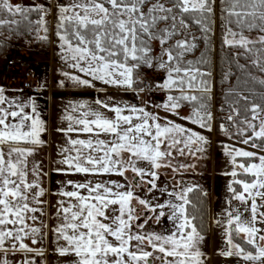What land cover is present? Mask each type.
I'll use <instances>...</instances> for the list:
<instances>
[{"label":"snow or ice","instance_id":"obj_1","mask_svg":"<svg viewBox=\"0 0 264 264\" xmlns=\"http://www.w3.org/2000/svg\"><path fill=\"white\" fill-rule=\"evenodd\" d=\"M215 4L216 0H72L60 4L56 24L59 51L81 74L64 75L78 85L94 87L98 81L137 96L158 87L166 93V103L158 107L211 131L212 73L207 64ZM221 6L222 44L242 49L252 66L264 73V0H221ZM49 7L0 0V30L12 32L24 25L47 41ZM193 25L199 36L191 31ZM253 31L259 35H245ZM198 42L205 43L206 51L199 59H187L197 50ZM156 43L160 45L158 53ZM237 66L247 69L238 60ZM145 68L163 71V82L148 81ZM247 74L260 86L261 102L230 89L228 95L236 99L228 103L227 122L235 130L229 134L224 124L221 130L256 151L225 146L233 165L226 173L233 178L229 190L239 204L231 207L229 201L225 219L215 222L224 228L226 246L220 250L221 256L235 257L243 264H264V155L259 154L264 152V78ZM228 75L231 73L225 78ZM4 93L0 87V264H15L9 256L18 251L32 254L21 264H37L32 257H43L45 249L31 245L44 239L43 222L40 226L35 222L45 214L40 197L46 192L41 183L46 173L29 158L47 143L42 137L48 129L34 100H9ZM94 103L96 107L69 105L65 116L68 127L56 129L65 135L67 146L60 150L62 159L57 161L63 167L55 171L86 177L81 183L69 181L74 190L60 193L68 202H58L60 223L53 229L56 253L72 257L70 264H208L201 248L205 234L196 223L201 219L198 198L189 195L198 186L182 181L163 188L157 184L162 167L174 173L194 167L174 165L173 161L186 155L203 158L208 139L162 119L146 106L119 104L112 98ZM185 105L192 108L189 116L180 115ZM104 110L113 116L108 117ZM82 134L88 138H79ZM113 175L121 180L87 179ZM142 185L148 186L147 193L159 191L167 199L156 203L138 196L135 189ZM134 200L145 209V215L133 205ZM165 216L173 225L171 231H144L149 219L158 221Z\"/></svg>","mask_w":264,"mask_h":264},{"label":"rangeland","instance_id":"obj_2","mask_svg":"<svg viewBox=\"0 0 264 264\" xmlns=\"http://www.w3.org/2000/svg\"><path fill=\"white\" fill-rule=\"evenodd\" d=\"M71 2L72 0H12V3L20 4L23 6H28V4L29 5L42 4L46 6L50 5V7L48 8L49 14L46 17L49 27V32L47 33L49 39L47 41H44V43H42L39 47H37L34 46L33 42L28 41L22 43L16 40H12L8 35H6V33L0 30V32H3V34H0V39L11 43L14 47V49L7 57L0 59V85L2 83L1 78L3 77L2 69L4 67V64L10 59L12 55L14 54L23 55L26 58L41 61L42 58L45 57L46 53H47L46 56H49V55H53V50L55 52L59 51V45L57 47L54 46L57 45L56 44L57 42H59L56 36L58 6L60 4L67 5L70 4ZM218 3L219 0H216V4L214 6L216 15L218 13ZM191 31L193 32L192 29ZM258 35L259 34H255V35L253 34L247 36L255 38ZM33 37L36 40L43 41L38 38L36 32L34 33ZM198 43L199 46L193 54H195L201 48V42ZM154 47L156 52L158 53L160 49V45L156 43ZM193 54H189L186 58L190 57ZM67 68L73 70L69 66V64L67 65ZM143 72H144V77L146 79L154 78L153 81H155V83L163 82L165 78V73L159 69L152 71L145 68ZM69 74L74 75L72 71ZM60 75L62 74L56 73L55 78L57 79V77ZM63 77H65V75H63ZM67 78L68 77H65L63 78V80L66 81ZM68 80L71 82V85H73V81L70 80L69 78ZM211 83H212V92L210 95L213 101L215 102L217 99L218 92L216 91L214 80ZM38 97L41 98L42 96H38ZM163 103H166V93L165 91L160 90L158 87L153 88L150 91L142 92L139 94V96H137L136 94L132 96L130 95V104H134V105L143 104L144 106L147 107L149 111L157 113L162 119L166 118L169 120H173L174 122L179 123L183 126L185 125L191 126L193 128V131H196L197 133L204 135L208 139L209 144L206 146L207 151L204 154L203 158H192L191 156L186 155L184 157H178L176 160L173 161L174 165L178 163H184V164L195 165L194 167L182 169L180 172L177 173L172 172L171 169L169 168L162 167L159 170L160 180L157 181V184L160 188H163L165 185L182 181L187 185L198 186L197 188L206 192L211 199L210 213H211V225H212L211 228L213 229H212V234L210 231L209 236L205 237L201 245V248L207 254L208 264H243V261L235 257L226 258L219 254L220 250L226 246L225 235H224V228L218 226L215 221L217 218H219L221 221L225 219L224 214L226 210L230 207L229 201H231V207H236L239 204V202L232 200V193L229 190V185L232 183L233 178L229 175H226V173L232 171L233 165L231 163V158L227 155L225 146L226 145L232 146L238 149H245L248 151H256V149L240 143L237 138L232 139L230 138V135H226L225 132L221 130L222 123H220V128L219 129L217 128V122L218 120H220V116L223 115L224 112L217 111L215 105L211 107V113L213 115L212 130L207 131L205 129H201L198 125L192 124L191 122L186 120H181L179 117L174 116L171 113L165 112L162 107H158ZM184 107L186 108L187 106L185 105L182 108L184 109ZM187 108L192 112L191 108L189 107ZM180 113L181 116H186L185 114H182V112ZM185 122H187V124ZM47 129L49 132V136H51V139L54 140V143L58 147L57 151L55 150L56 152L53 151L54 158H53L52 168L54 169H56V167L60 168L62 167V165L57 163V161L61 160L58 158L59 145H61L60 143H58V137H57L58 134L55 133L54 130L50 129V126ZM230 133L231 131H229V134ZM79 138L87 139L88 135L82 134L79 136ZM100 138L110 139V137L108 136H101ZM219 145L223 147H218ZM62 146L63 145H61V147ZM40 150L41 148L37 149L36 153ZM44 150L46 152H49L50 146L49 148L46 147ZM259 154L264 155V152ZM60 174L59 172L53 171L51 169L48 172L47 177L44 176L41 178L42 186L46 189L45 195L43 197H40L41 200L46 202V206H44L45 214L40 216L38 223L35 222V224L41 225L42 222L41 217L45 218V216L49 215L50 219H48V221H50L49 224L50 234L48 235L49 236L48 245H47V238H45V240H42L41 243L37 244L38 247L44 245L43 249H45V255L43 257H38V256L32 257L37 261V264H70V261L72 259V257L70 256L60 257L55 251L56 242L53 234V229L60 223V221L57 219L58 202L62 200L65 201L66 203L68 202L67 197L60 195L61 192H54L57 185H60L61 182H63V179L60 178L61 177ZM127 175L131 176L132 173L129 171ZM29 178L31 179L32 177ZM66 178L69 181L70 179H72L71 181H74L76 183L84 182L86 179V177H84L83 175H79V176L68 175L66 176ZM87 179L93 181L100 179H105V180L111 179L114 181L121 180L120 177L115 175L111 177L91 176V177H87ZM66 183L68 184L67 181ZM147 187H148L147 185H142L141 188L135 189L136 194L141 197L152 199L156 203L163 202L164 200L167 199V197L159 191L154 190L152 193H147L146 192ZM69 190H74V189H72L71 186L70 187L67 186L65 188V191H69ZM133 205L140 210L142 216L146 214L145 209L142 206H140L135 200L133 201ZM240 207L243 208L242 205ZM37 215L40 214L37 213ZM172 229H173V225L167 216L160 218L158 221L154 218L149 219L144 227L145 232H155L158 234H166ZM61 243H63V241H61ZM31 255L32 254H26L18 251L14 256L10 255L9 259L15 261V264H21V262L25 259L26 256H31ZM47 258H49V262H47ZM156 264H160V262L156 261Z\"/></svg>","mask_w":264,"mask_h":264},{"label":"crops","instance_id":"obj_3","mask_svg":"<svg viewBox=\"0 0 264 264\" xmlns=\"http://www.w3.org/2000/svg\"><path fill=\"white\" fill-rule=\"evenodd\" d=\"M28 6H32V4L30 5L28 4ZM56 44L57 45H54L55 47L59 45V42H57ZM46 55L44 58H42L41 61L30 59L38 63V65L35 67V77H36L37 85L41 87V93H42V95H40L42 96L41 98H39L38 96L37 97L32 96L28 91L21 89L20 85H13L10 83L9 78L4 73V67L7 62H5L4 67L2 69L3 77L1 78L2 83L0 87H2L5 90L4 94L9 100L27 102L28 99L31 98L32 100L35 101L37 111L40 114V118L46 122L47 128L50 126V129L54 130L55 133L58 134L57 135L58 143L63 145L62 147L61 145H59L58 158L62 159V156L60 155V150L64 148L65 146H67V141H66L65 135L61 132L56 131V129L68 127V122L65 119V116L69 114V111H70L69 105L83 103V104L96 107L94 103L95 100L103 99L107 101L109 98H112V100L115 103L130 104V95L132 96L135 94L132 92H126L122 89H119L113 86L104 85L98 81L95 82L94 87H86L83 85H78L74 82H73V85H71V82L68 80V78L66 81L63 80V78L66 77V76L63 77L64 73L66 72L70 73L72 71L74 75H81V74L78 73L74 69L70 70L67 68L68 63H66L62 59L61 52L59 51L55 52L53 50V55H49V56H46ZM56 73H60L62 75L58 76L56 79L55 78ZM83 78H86V77H83ZM140 106H144V105L140 104ZM104 111L108 117L113 116L111 112H108L107 110H104ZM180 112H182V114H185L186 116H189L191 111L187 107L186 108L184 107V109L181 107ZM185 123L187 124V122ZM185 126L193 130L191 126H188V125H185ZM71 135L73 138H77L75 133H72ZM42 138L44 140L47 139L46 141L47 143L45 144V146L41 147V150L38 151L34 157H30L29 160L30 161L34 160L35 162L42 165L43 171L46 173V175L44 176L47 177L48 172L51 169L55 171V169L52 168V165H53L54 152L57 151L58 147L54 143V140L51 139V136H49L48 131L43 135ZM49 146H50V151L46 152L44 149L46 147L49 148ZM60 175H61L60 178L63 179V182L60 181L61 184L57 185L54 192H62V191H65V188L67 186L70 187V185L66 183V181L69 182L66 176L68 175L79 176L80 174H67L66 175V174L61 173ZM71 180L72 179H70V181ZM44 204L41 205L43 209L45 208L44 206H46V202ZM48 219H50L49 215L45 216V218L41 217V221L43 222V225H44V239L43 240L47 238V245L49 242L48 235L50 234V229H49L50 221H48ZM36 223H38V221H36ZM35 226H40V225L35 224ZM212 229L213 228H211V234H212ZM241 238H244V237L241 236ZM26 242L30 244V241H26ZM31 246L38 247V245H31ZM43 246L44 245H41L39 247L44 248ZM47 262H49V258H47Z\"/></svg>","mask_w":264,"mask_h":264},{"label":"trees","instance_id":"obj_4","mask_svg":"<svg viewBox=\"0 0 264 264\" xmlns=\"http://www.w3.org/2000/svg\"><path fill=\"white\" fill-rule=\"evenodd\" d=\"M223 15L221 0L218 3V13L215 14V24H214V35L211 38V48L212 51L208 53V64L207 68L211 70V82L214 80L216 91L218 92L217 99L214 102L211 99V107L215 105L217 111H222L224 113L229 112L228 103L234 99H236L235 95H228L229 90L242 91L244 95H252V98L257 102H261V90L260 86L255 83V81L251 80L248 72H251L257 79L264 78V73L259 72V70L252 66L251 61L246 59L243 55V50L238 48H228L222 44V20L221 17ZM32 19H36V14H32ZM57 24V22H56ZM163 27V25H161ZM196 35H200L197 27L193 25L191 27ZM6 35H8L12 40H16L19 42H33L34 46L39 47L44 41L36 40L33 35L35 31L21 25L18 30L10 32L7 29L2 30ZM57 31V28H56ZM255 35L259 34L255 31L246 32L245 35ZM14 49L13 45L9 42L3 41L0 39V59L7 57L9 53ZM206 51V45L204 42H201V48L193 55L188 57L187 59L195 60L199 59L201 53ZM237 53H240L237 56ZM236 57L234 60L233 58ZM237 60L239 65H247V69L242 71L241 68L237 66ZM228 75L227 78L226 74ZM191 108L190 105H186ZM192 109V108H191ZM237 119V118H236ZM235 120V119H234ZM221 120L217 122V128H220ZM234 127L230 130L233 132ZM239 140V138H237ZM223 147V146H218ZM244 158H239L238 160H243ZM235 186V185H234ZM201 189L196 188L192 193H190V198L196 200L198 198L200 212L199 215L201 219H198L196 223H198L205 237L209 236L211 231V213H210V205L211 199L210 196L206 193L203 195L200 191ZM240 239H243L240 237Z\"/></svg>","mask_w":264,"mask_h":264},{"label":"built area","instance_id":"obj_5","mask_svg":"<svg viewBox=\"0 0 264 264\" xmlns=\"http://www.w3.org/2000/svg\"><path fill=\"white\" fill-rule=\"evenodd\" d=\"M37 65L38 63L24 57L23 55L14 54L5 64L4 73L9 78L11 84L20 85L21 89L28 91L32 96L36 97L42 95L41 87L36 83L35 67ZM147 80L155 83V81H153L154 78H149ZM228 113L229 112L221 115L220 120L221 123L228 128V131H230L233 126L227 122ZM236 118L237 117L233 115V119Z\"/></svg>","mask_w":264,"mask_h":264}]
</instances>
